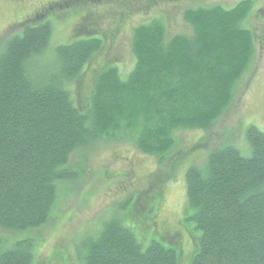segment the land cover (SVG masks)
<instances>
[{
  "label": "trees",
  "instance_id": "obj_1",
  "mask_svg": "<svg viewBox=\"0 0 264 264\" xmlns=\"http://www.w3.org/2000/svg\"><path fill=\"white\" fill-rule=\"evenodd\" d=\"M248 7L187 11L193 36L168 40L158 22L137 28L134 69L125 78L114 66L99 70L87 98H77L74 84L103 51L104 36L53 46L50 19L7 40L0 53V264H36L41 231L63 195L85 184L82 157L91 149L127 140L164 163L177 131L212 126L252 57L249 32L239 26ZM245 146L213 149L186 173L190 264H264V132L249 127ZM126 216H111L89 237L84 264L181 263L179 234L144 242Z\"/></svg>",
  "mask_w": 264,
  "mask_h": 264
},
{
  "label": "rangeland",
  "instance_id": "obj_2",
  "mask_svg": "<svg viewBox=\"0 0 264 264\" xmlns=\"http://www.w3.org/2000/svg\"><path fill=\"white\" fill-rule=\"evenodd\" d=\"M55 1L58 0H0V53L7 40L20 35L31 22L51 19L53 46L104 36L103 51L87 74L74 84L77 98L90 95L95 75L107 66L118 68L124 78L128 76L135 66L132 43L137 28L158 22L165 28L168 40L177 35L193 36L187 11L216 7L231 12L249 5L239 26L249 32L247 42L253 53L222 115L208 130L177 131V144L164 163L127 140L91 149L82 157L85 184L63 195L55 218L41 231L43 241L35 253L36 264H84L82 256L89 237L96 236L111 216L127 214L126 222L134 226L144 242L165 239L166 233L179 234L183 256L180 264H190L195 242L182 223L188 210V169L202 167L213 149L228 144L245 149L251 126L264 132V0H95L70 8H51ZM90 10L95 15L87 18ZM231 54V49L225 52L227 56ZM124 173L131 174L130 178L126 180ZM158 193L159 205L149 213L146 224L139 226L138 218L152 207V198Z\"/></svg>",
  "mask_w": 264,
  "mask_h": 264
},
{
  "label": "flooded vegetation",
  "instance_id": "obj_3",
  "mask_svg": "<svg viewBox=\"0 0 264 264\" xmlns=\"http://www.w3.org/2000/svg\"><path fill=\"white\" fill-rule=\"evenodd\" d=\"M81 0H58L55 1L51 4V8H64V7H72V6H76L79 4ZM85 2H89V1H95V0H84ZM98 1H102V0H98ZM107 1V0H106ZM95 4H98V2H95ZM74 8V7H73ZM75 9V8H74ZM74 12V11H73ZM93 14L95 15V13L90 14V17L93 16Z\"/></svg>",
  "mask_w": 264,
  "mask_h": 264
}]
</instances>
